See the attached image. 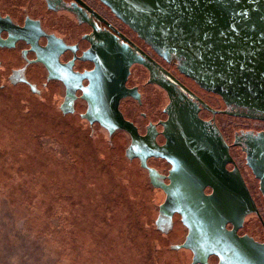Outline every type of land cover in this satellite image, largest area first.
<instances>
[{"label": "flooded vegetation", "instance_id": "flooded-vegetation-1", "mask_svg": "<svg viewBox=\"0 0 264 264\" xmlns=\"http://www.w3.org/2000/svg\"><path fill=\"white\" fill-rule=\"evenodd\" d=\"M183 61L163 57L104 0H0V90L23 89L22 93L39 101L56 100L60 116L75 118L90 134L107 133L114 149L119 143L122 156L162 195L156 225L172 240L170 249L183 264H264V195L251 166L248 144L249 137H264V121L228 114L241 109L229 107L221 96L184 75L180 71ZM125 65L128 72L124 78ZM122 80L125 90L117 109L136 128L141 142L116 128L112 91ZM193 112L207 124L208 132L216 130L224 139L232 159L226 169L239 171L258 210L247 214L238 226V236L248 241L233 259L206 256L193 248L192 237L191 248L182 247L190 238V229L183 216L167 206L163 186H171L182 176L174 159L158 157L153 148L167 147L169 138L177 136L171 118L183 116L191 121ZM222 117L249 124L232 130L231 141ZM220 152H224L222 147ZM195 188L191 186L188 193L194 195ZM202 191L207 197L215 195L212 186L206 185ZM226 229L235 228L229 222ZM245 246L252 254L250 259L243 255Z\"/></svg>", "mask_w": 264, "mask_h": 264}, {"label": "water", "instance_id": "water-1", "mask_svg": "<svg viewBox=\"0 0 264 264\" xmlns=\"http://www.w3.org/2000/svg\"><path fill=\"white\" fill-rule=\"evenodd\" d=\"M104 2L163 57L184 59L180 66L184 75L206 91L221 96L229 107L242 110L228 114L264 121V0ZM122 70L125 78L128 65ZM124 90L123 80L114 84L112 102L116 128L129 132L141 142L143 139L136 128L117 109ZM182 117L171 118L170 125L175 127L177 136L169 138L168 146L153 148L158 157L171 162L174 159L182 176L178 182L173 180L171 186H163L167 192V206L181 214L190 229V238L182 247L191 248L192 237L195 239L193 248L206 252V256L216 254L233 259L248 241L238 236V226L247 214L258 213V210L239 171L226 169L232 159L224 139L216 130L208 132L207 124L197 112L191 113V121ZM100 122L110 129L108 123L102 119ZM221 122L231 141L232 130L248 123L230 117H222ZM93 134L127 171L146 263L183 264L178 253L170 249L172 240L156 225L164 201L162 195L154 191L144 174L122 156L119 143H115L114 149L107 133L96 131ZM248 140L251 166L264 195V137H249ZM245 169L253 180L250 170ZM206 185L215 189V195L205 196L202 189ZM191 186L196 187L194 195L188 193ZM229 222L234 225L233 231L226 229ZM170 223L169 220L168 225ZM243 252L246 258H252L246 246ZM261 258L258 257L262 263Z\"/></svg>", "mask_w": 264, "mask_h": 264}, {"label": "rangeland", "instance_id": "rangeland-1", "mask_svg": "<svg viewBox=\"0 0 264 264\" xmlns=\"http://www.w3.org/2000/svg\"><path fill=\"white\" fill-rule=\"evenodd\" d=\"M22 90H0V264H147L127 171Z\"/></svg>", "mask_w": 264, "mask_h": 264}]
</instances>
